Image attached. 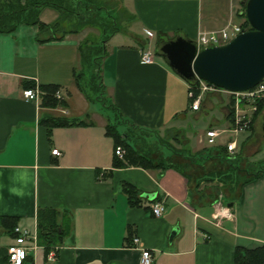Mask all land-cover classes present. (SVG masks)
<instances>
[{
	"label": "crops",
	"instance_id": "obj_1",
	"mask_svg": "<svg viewBox=\"0 0 264 264\" xmlns=\"http://www.w3.org/2000/svg\"><path fill=\"white\" fill-rule=\"evenodd\" d=\"M239 4L242 0H116L121 24L127 25L105 43L101 74L105 94L113 96L121 118L159 132L176 127L186 132L196 152L226 148L236 140V151H240L236 156L262 132L251 157L263 162L264 108L249 131L236 134L228 118L229 98L204 96L200 110L195 111L189 96L186 105L185 80L161 56L148 64L140 61L144 48L155 51L160 32L173 36L181 31L196 40L200 30H216L233 21ZM45 9L42 21L58 20V10ZM81 32L48 42L36 36L25 42L13 33H0V218H15L16 225L38 235L40 213L53 209L55 225L61 228L55 260L38 242L24 264H140L141 249L133 244L134 237L152 251L153 264H234L237 247L264 245V175L242 185L236 195H226L230 199L221 203L216 194L210 198L214 192L197 198L194 179L174 167L115 165L124 158L116 154L115 138L108 134L107 125L112 122L103 111L108 100L97 98L95 91L88 95L75 78ZM46 85L59 86L57 105L44 103L42 86ZM27 88L38 89V98L26 99ZM214 97L224 120L213 115L208 128L193 132L188 117L198 120L204 112L214 114ZM212 128L221 131L214 146L205 144ZM54 148L62 154L54 155ZM235 152L219 153L235 157ZM219 153H211L207 166L228 174L234 166ZM123 182L142 192L139 206L129 205ZM150 194L164 203L161 216L154 215ZM219 202L232 216L224 211L218 214ZM14 243V234L0 224V264H9L6 248Z\"/></svg>",
	"mask_w": 264,
	"mask_h": 264
},
{
	"label": "trees",
	"instance_id": "obj_2",
	"mask_svg": "<svg viewBox=\"0 0 264 264\" xmlns=\"http://www.w3.org/2000/svg\"><path fill=\"white\" fill-rule=\"evenodd\" d=\"M44 8H54L60 12V17L53 23H46L40 19V14ZM243 13L239 14L245 17L246 20L243 22L242 27L245 30L252 29L246 14L245 6L242 3ZM98 15V19L94 20V15ZM96 21V22H95ZM95 22L101 28V37L97 41H92L90 39H84L79 44V54L80 63L78 69H76L75 78L78 81L79 86L84 89V84L82 79L86 76L88 72L90 74V83L93 91L98 93L97 98H100L103 102L107 100L105 94L106 86L102 80V70L101 66L103 64V59L107 54V49L105 43L114 35L117 31L121 29L118 22V14L109 9L107 6L98 5L90 0H0V33H13L21 25L38 26L39 34L47 33L45 35L37 37L40 42H48L53 40H63L67 34L79 33L84 27ZM61 36H57L58 32H62ZM160 37L158 41L162 38L168 37L167 34L160 32ZM157 41V43H158ZM87 73V74H88ZM195 94L198 95L200 90L198 89V82L191 84ZM59 89L57 85H46L42 86V90L46 92L44 96V103L47 105H57L58 100L55 98V93ZM89 95V93H88ZM91 96V95H90ZM206 96H211V92H208ZM116 110L118 107L113 103ZM108 106V104H107ZM228 107V118L230 121V126L233 123V109L234 101L231 96H229ZM264 108V99L258 102V109L254 114L255 116ZM118 113V112H117ZM54 120L55 124H65V121ZM127 121V120H126ZM133 127H139L131 123ZM108 134H111L115 138V145L121 146L125 149L124 159L116 160L115 165H135L144 168H161L166 169L174 167L177 170L184 172L190 177L194 176L189 169L193 170L195 173L200 171L201 168L208 167L210 159H213L212 152L217 151H228L226 148H204L192 155L189 150L183 149H171L172 156L161 158H155L151 151L146 150L142 146H139L134 139H137L136 134H134L133 129H128V131L121 132L118 126L114 123H108L107 125ZM125 137V138H123ZM167 146V145H166ZM168 146H170L168 144ZM211 150V151H210ZM208 151V154H207ZM204 153H206L204 155ZM219 157L224 158L228 161L230 165L234 166V170L230 173L225 174L223 171L217 172L219 169L212 168L210 171L203 172L202 175H196L195 177H200L199 184L205 181H214L218 179L221 185L228 187L233 190L235 184L239 188L248 183L249 181L259 178L264 175V162L251 163L250 167L245 169L246 173H250L248 177L238 178L240 162L243 159L241 156L225 157L219 153ZM125 160V161H124ZM197 160H201L198 164H195ZM196 161V162H195ZM122 188L127 196L128 203L130 206H139L142 203V192H140L134 185L123 182ZM153 201H157L154 198ZM17 220L15 218L2 217L0 218V224L4 227L9 228L11 232L16 237L14 232ZM56 211L53 209L43 210L40 213V225L38 229V242L43 245L46 253L50 250L56 249V243L58 242V237L61 236L59 226H56ZM234 264H264V245L256 247L254 249H247L244 247H237L234 254Z\"/></svg>",
	"mask_w": 264,
	"mask_h": 264
},
{
	"label": "water",
	"instance_id": "obj_3",
	"mask_svg": "<svg viewBox=\"0 0 264 264\" xmlns=\"http://www.w3.org/2000/svg\"><path fill=\"white\" fill-rule=\"evenodd\" d=\"M243 5L252 29L241 32L229 43L199 51L196 40L178 31L161 37L156 54L189 84L202 79L228 91L256 86L264 80V0H243Z\"/></svg>",
	"mask_w": 264,
	"mask_h": 264
},
{
	"label": "built area",
	"instance_id": "obj_4",
	"mask_svg": "<svg viewBox=\"0 0 264 264\" xmlns=\"http://www.w3.org/2000/svg\"><path fill=\"white\" fill-rule=\"evenodd\" d=\"M245 29L242 25H238L232 20L228 21L223 27L216 30H200L197 35V43L199 51L209 47V46H220L229 43L233 38H235ZM149 37H155V33L151 30H146ZM155 60V52L152 48H144L141 51L140 61L143 64L152 63ZM188 96L190 99V106L193 110H200L203 101V93L206 91H216L220 93H228L234 101V111H233V123L231 130L236 134L247 132L251 129L253 123V117L258 109V102L264 99V80L261 81L256 86L243 90V91H228L223 88H219L213 84L206 82L205 80H198V89L200 93L195 94L192 85H188ZM39 90L36 88H27L24 90V95L26 99H36L39 96ZM57 97L61 98L59 92H57ZM208 143L211 146L216 145V139L220 136L221 131L216 128L209 129L207 131ZM227 150L230 153H234L237 149L236 140H231L227 144ZM116 154L124 158V150L121 146H117L115 149ZM52 153L54 155L60 156L62 154L61 150L54 148ZM165 209L164 203L162 201H155L153 204L152 211L155 216H161ZM217 212L222 215V212L230 217L232 214L228 211V207L223 206L220 202L217 204ZM16 233L15 243L6 248V256L9 264H24L26 258L28 257L30 251H35L38 248V235L37 231L30 230L26 227L16 226L14 229ZM139 237L133 238V244L141 249L140 264H153L154 255L152 251L141 245ZM57 248L52 249L49 252V258L55 260L57 256Z\"/></svg>",
	"mask_w": 264,
	"mask_h": 264
},
{
	"label": "rangeland",
	"instance_id": "obj_5",
	"mask_svg": "<svg viewBox=\"0 0 264 264\" xmlns=\"http://www.w3.org/2000/svg\"><path fill=\"white\" fill-rule=\"evenodd\" d=\"M90 1H92L93 3H96L98 5L107 6L109 9L114 10L118 14L119 26L121 28L123 27V25L126 27L127 22H123V24H121V14H120L119 8L114 6L116 0H90ZM111 4H113L114 7L111 6ZM242 9H243L242 5L239 4L237 9L235 10L233 22H235L238 25H242L243 22H245V20H246L245 17H242L239 15V12ZM43 14H44V18H45L46 17L45 14H47V13L44 11ZM94 16H95V17H93L94 20H97L98 19L97 13ZM95 22H93L92 24L90 23L89 25H87L86 27H84L82 29L83 31L80 33V36H79L81 40H84L87 38L92 40V41L99 40V38L101 37L100 36L101 35V28L98 25H95ZM45 34H47V33L39 34V31L37 30V28H34L33 26L23 25L18 29V31L15 34L14 33L11 34V36L18 37V39L20 41L28 42L30 40H34L35 36L37 38L38 35L42 36ZM156 56L159 57L157 54H156ZM87 73H86V76H84V78L82 79L83 80L82 83L84 84V88L88 91V93L90 95H94V91H93L91 83H90V74L89 73L87 74ZM185 82L187 84V89H186V93H185L186 105H187V102H188V92H187L188 83H187V81H185ZM208 92H211L212 95L220 96L221 98H224V97L227 99L229 98L228 93H220V92L209 91V90L202 94L203 97L206 96L208 94ZM106 96L108 97L107 98L108 103L113 104V102H114L113 96L110 95L109 93H106ZM213 100L215 102L214 114H212V112H210L209 113L210 115L207 116L204 112V113H202V117L198 120L193 118L192 115H190L188 117L187 124H188V127H191L193 132L194 131H201V130L203 131V129L208 128L209 124L211 123L210 118L213 115H215L217 117H221L222 120H224L223 115L221 116V113H220L219 108H220L221 104L218 101V98L214 97ZM109 104H108V107L104 108L103 111H106V113L110 116L111 122L116 124L118 126V129L121 132L128 131V129H130V128L133 129L134 134H136V136H137V139H134L136 141V143L139 146H142L143 148H145L146 150L151 151L155 158L156 157L161 158L162 156L171 157L173 155L171 149H173V148L177 149V150H179V149L189 150L192 155L197 153L196 150H194L192 148L191 141L188 139L186 132L179 130L176 127L170 128L167 130H163L162 132L155 131V130L151 129L150 127H147V128L142 127V126H140L141 128L133 127L128 122V120L126 121L123 118H121V116L119 114L120 112L118 110H116L113 105H109ZM259 133H261L260 134V137H261L262 132H259ZM228 135H229V133H228ZM260 137L258 136V138H260ZM123 138H125V137H123ZM258 138L256 139L257 142L256 141L254 142L253 140L251 142H249V145L246 146V148L247 147H249V148H247V150L245 149V151H243V153L241 154V157L243 159L240 162V168L241 169L239 170V177L238 178H244L245 176L248 177L249 175H251L250 173H246L245 169L250 167V162L251 163H257L255 161H252L251 156H253V151L258 146V145H256L257 143H259V140H260ZM262 140H264V138ZM168 144L170 146H168ZM205 144L208 145L209 143H205ZM123 150H124V154H125V149L123 148ZM198 152H201V151L198 150ZM239 152L240 151L237 150L235 152V156L238 155ZM205 154L206 153H204V155ZM207 154H208V151H207ZM200 162H201V160H197V162L195 164H197V163L199 164ZM199 167H200V171H197L196 173L191 169L188 170V172H190L192 175H194V176H192V178L194 179L193 186H194L195 192L197 193V198H201V197L207 198L208 197L207 194L209 192H212V193L214 192V194H212V196L210 198H213V196L216 194V196H218L217 199H219L221 203L222 202L226 203V200L230 199V197L228 198L229 194L232 193V194L236 195V193L240 190L239 186H237L236 184L234 185L235 186L234 192H232L233 190L230 188L229 185H228V187H226V186L221 185L220 182L214 183L213 185H209V186L203 185V183L199 184V181H201V180H198L196 183V178H197V177H195L196 175H202L203 172L210 171V169L208 167H205V168H201V166H199ZM217 186H219V187H217ZM209 188H212V189H209ZM226 195H228V196H226ZM234 195H233V197H234ZM225 198H226V200H225Z\"/></svg>",
	"mask_w": 264,
	"mask_h": 264
}]
</instances>
